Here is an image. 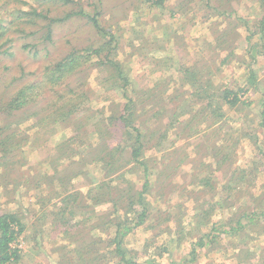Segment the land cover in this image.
I'll return each instance as SVG.
<instances>
[{"label": "rangeland", "instance_id": "rangeland-1", "mask_svg": "<svg viewBox=\"0 0 264 264\" xmlns=\"http://www.w3.org/2000/svg\"><path fill=\"white\" fill-rule=\"evenodd\" d=\"M234 1L166 0L162 6L147 0H75L67 6L55 1L51 16L61 17L67 12L72 16L55 23L45 37L46 28L35 31L42 20L32 19L34 9L41 11L37 0H0V7L5 2L11 12L3 14L0 8V24L6 28L0 37V214L15 212L24 217L25 230L17 239L22 249L19 264H63L61 251L80 247L82 241L87 244L83 251L86 261L101 259L106 252L104 264H128L126 259L133 264H257L251 260L261 256L258 264H264L261 218L256 220L255 233L248 230L245 221L240 222L242 233H228L232 219L264 210V126L258 115L259 101L264 97V41L252 33L264 15V0ZM231 6L234 15L227 16ZM30 7L28 23L11 21L20 16V10ZM79 10L89 17L75 16ZM92 16L97 27L88 20ZM231 26L237 27L233 40ZM100 27L103 31L96 29ZM225 28L229 30L222 36ZM102 38H108L112 46L117 41L116 57L131 79L125 90L137 107L136 122L142 133L153 134L142 138L148 142L142 156L155 159L154 165L161 170L147 174V178L141 169L139 174L129 172L125 176L135 192L142 189L145 179L149 181L148 191L141 193L151 205L145 221L123 238L124 259L110 253L115 244L104 247L114 237L116 227L104 225L101 219L94 222L95 215L109 208L106 203L92 206L91 195L103 176L101 163H81L78 171L81 167L82 171H74L85 157H94L102 139L96 133L100 119L118 112L119 105L128 99L122 97L124 89L112 88V79H106L111 71L91 66L83 86L90 102L82 104L71 119L53 123L40 136H34L31 128L37 120L32 113L53 98L49 90L33 95L34 100L25 108L11 112L1 109L21 86L40 79L46 67L70 51L99 46ZM188 69L203 80L209 79L205 82L211 89L232 88L250 104L243 109L224 105V120L213 124L211 119H202L198 111L206 101L193 99L194 87L186 79ZM84 74L64 77L60 88L68 83L78 86ZM153 92L155 95L148 99ZM153 106L159 108L158 122L148 120ZM167 106H174L175 114L164 112ZM168 120L176 122L175 127H168ZM162 125L168 128L161 131ZM193 130H205L208 136L203 138ZM69 136L74 143L67 142ZM108 142L116 144L115 139ZM157 142L160 144L152 149L150 146ZM71 150L78 152L73 161L79 163L58 172L59 165L69 163L66 158ZM74 172L77 174L71 178ZM77 192L75 203L81 206L70 216L68 226L58 227L53 219L62 211L60 202ZM215 201L218 203L200 216L201 208ZM133 216L129 213V218ZM85 221L101 222L91 230L86 226L83 236L75 235V226ZM246 232H250L248 237L243 235ZM91 238L99 240L98 245L93 247L88 242ZM248 247L255 252L252 257L248 255L251 252L240 251Z\"/></svg>", "mask_w": 264, "mask_h": 264}, {"label": "trees", "instance_id": "trees-1", "mask_svg": "<svg viewBox=\"0 0 264 264\" xmlns=\"http://www.w3.org/2000/svg\"><path fill=\"white\" fill-rule=\"evenodd\" d=\"M37 1V7H40L41 11H37L36 9H34V15L32 14V19H34V21H39L40 19L42 20V22H39L40 24H38V27L35 28V31L38 32V30L46 28L47 33L45 34V37H48L49 34L52 32L53 25L55 23L65 21L67 19L66 17L70 18L72 16V14H69V12H67L64 16L55 17L51 16L49 12L51 11L50 7L52 3H54L55 1L67 6L68 4H73L75 0ZM147 1H150L152 3L151 5L154 4L162 6L163 4H165L164 2L166 0ZM234 2V0H231V3ZM6 6L7 5L5 2L1 4V7H3L2 13L9 15L11 12L9 10H6ZM232 7L233 6H231V10L227 14V16L234 15L233 13L235 12V10ZM31 10L32 7L20 10V16L17 15L15 17V20L11 18V21H16V24L28 23ZM85 13L86 12L79 10L75 13V16L82 15V17H89V15ZM170 16L173 17L174 14L172 13L170 14ZM43 19L46 21V24L43 23ZM88 20H91L90 22L97 27V20L94 18V16L90 17V19ZM256 23L257 28L252 33L257 34L262 39V41H264V15ZM236 28L237 27L235 26H231L232 40L236 38ZM96 29L98 31H103L101 27ZM227 30L229 29L225 28V31L222 33V36L224 35V33H226ZM5 31L6 28H3V26L0 24V37L5 34ZM249 37L250 36H248L247 38ZM108 38H102V41L100 42L101 44L99 46L91 45L83 48L82 50L80 49L81 51L75 50L66 53L60 61L51 64V66L49 67H46L45 72L40 79H38L34 83H28L21 86V88H19L18 91L14 94V96L10 98V100L5 104V106H1V109L6 110L7 112H11L18 110L21 107L25 108L29 105L31 101L34 100L33 95L37 96L43 93L44 91L49 90L51 93H53V98L48 101H45L44 104L39 107V110H35L36 112L32 113L35 114L34 116H37V120L31 128L33 129V132L35 134L34 136H40L42 134L39 133H43L47 131L50 127H53V123L62 121L63 119H71L74 114H76L80 110V106L82 104H84L85 102H90V99H88L87 96V89H84L83 86H85V79H87L88 77L87 74L89 73V68L91 66H95V68L99 69L100 71H104V69H109V71L111 72L108 73L106 79H112V88L124 89L122 97L126 98V96L128 95L126 94L127 91L125 90V85L129 84L131 82V79L130 76L127 75L128 73L124 72L123 67L121 65V61H119L116 57L117 41H115L114 45L112 46L110 45L111 41L109 42ZM113 40H115V37H113ZM231 54H233L232 50ZM255 57L256 56H253L252 59H255ZM178 70L180 73L181 69ZM83 71L86 74L83 75V82L79 83L78 86H72L70 83H68V85H65L63 86V88H60L61 82L63 81L64 77H67L68 75L72 74H81ZM185 73L186 79L189 78V83H192L194 87V93L192 96L195 97L193 99L199 100V102L201 103L202 101H206L205 107L201 108L198 111V114L201 115V118L204 120L211 119L212 124L224 120L223 118H225V111H223L222 108L224 107V105L229 106L228 108L235 107L236 109H243L250 104L249 102L245 103L243 100H241V97L238 95L237 90H234L232 88H224L217 89V91H215V89H211V87H208V82H205L209 79L203 80L201 76H195V72L192 69L186 70ZM181 77L179 76L178 78L181 79ZM192 81H195V83H197V87ZM154 95V92L149 94L148 99L152 98ZM76 98H79V102H74ZM215 100L219 104L217 107L215 105ZM259 102L260 103L258 115L260 117L261 125L264 126V97H262ZM64 106L65 109L60 112L59 109L64 108ZM119 106L120 110L118 112H111V115L100 119L101 126L96 129V133L101 135L102 139L98 143V148L95 149L94 157H85V159H83V161H81L80 163L75 162L73 161V159H76V157L78 156V152L71 150L70 155L66 158L69 160V163L64 165L62 164L59 166L56 165L55 173L57 166V170L59 172V169L61 168L63 170L67 168L69 169L71 165L79 163L77 165V169L74 171L80 172L82 171V167L79 171L78 168L80 167L81 163H101L100 167L103 171V176H101L102 179L95 186L96 192L91 195L93 197L92 206L94 207L96 205L106 203L109 205V208L106 210L105 213L95 215V218L97 219L94 220V222L101 219L104 225L109 224L114 225L116 227L114 237L111 241L106 243L108 245L104 247L106 249L111 244H115L114 250L110 251V253H112L114 257L119 256L121 257V259H124L125 251L122 250L121 246L123 243V238L131 229L135 228L138 225H141L145 221V218L147 217L149 212L148 207L150 208L151 205L150 201L146 200V198H144L143 194L141 193L142 191H148L149 181L145 179L142 185V189L138 192H135V189L132 185H130V181L125 176H127L129 172H137L139 174V172L142 170L143 174L147 178V174L149 175L150 173H153V171L158 172L161 170L160 168L157 169L154 165L157 164L155 159L146 158L142 156V151L145 148L144 146L148 143L142 138H145L147 135L153 134H150L147 131H143V133L142 131H140V126L136 122L137 116H134V112L137 107L133 103V98L128 96V99L124 103L122 102ZM208 108H210L209 111H205ZM175 110L176 108L174 106H167V108H164L163 111L167 114L168 111L170 113L174 112L175 114ZM149 111H151V113L148 116V120L154 119L156 122H158L160 119L159 108L153 106ZM179 115L181 114H177V117ZM77 122L80 124V119H78ZM175 123L176 122L171 123V121L168 120V127H175ZM159 125L161 124L159 123ZM168 127L166 125H162L161 131L166 130ZM193 131L194 133L204 135L203 138L208 136V132H205V130L202 133V130ZM114 132H117L116 136L114 135ZM108 136V141H113L115 139V145L107 141ZM162 136H166V133L162 134ZM29 139L30 137H25V140L28 141ZM73 140L74 138L69 136L67 142L74 143L72 142ZM123 141L124 144L126 142V145L123 144L121 147ZM237 141L239 140L236 139V142ZM159 144L160 142H157L156 144H152L150 147L152 149H155L154 146ZM213 149H215V147H213ZM261 150L263 151V153H261L264 160V148H262ZM129 163H132V165L128 167L127 164ZM12 171L14 172V170ZM77 172H74V174H70V177L73 178L77 174ZM60 177L62 178V176ZM125 183H127L128 185H125ZM118 186L122 188H119ZM65 189L69 190L68 184H65ZM93 189L94 188H91L89 189V191H92ZM78 193L79 192L67 194L66 197H64V199L60 202L61 205H59L62 211L54 214L57 220H55V217L53 219V222H56V224L58 223V227L68 226L69 221L71 219L70 216L75 215V210L79 206H81V204L75 203L77 200L76 194ZM62 203H65V205L62 206ZM217 203L218 201H215L206 209L201 208L202 210L200 211V216H202V214H204L206 210H211L213 206ZM120 209H122L121 212L119 211ZM81 210L82 209H79V211ZM129 213L134 214L132 219L129 218ZM256 214H254V211L250 213L247 212L243 215L238 216L237 218L232 219L231 223H233L234 221V224L229 226L230 228L228 233H242L243 230L240 222L243 221H245L244 223L248 227V230L251 231V233L257 232L258 228L255 227L258 225V222L256 220H260L261 218V220L264 221V210ZM22 218L24 217L19 216L15 212H2L0 214V264L20 263V260L22 258V249L19 244L20 242H18L17 239L25 230V224L23 222L24 220ZM104 220L106 221L104 222ZM100 222L91 224L86 223V221L81 222L77 224V226H75L76 232L74 231V233L75 235H80L81 233V236H83L85 234L84 229L86 226H88V228L91 230L95 226L99 225ZM76 227H78L77 230ZM259 230L261 231L260 233L264 232V228H259ZM223 232H227V230H223ZM243 235H246V237H248L247 235H250V232H246ZM88 242H91L92 246L95 247V244L98 245L99 240L91 238L90 240H88ZM202 244V240L199 241V245ZM80 245L82 246L76 247L74 249H63L59 257L61 259V263L86 264V262H88V264H104L106 252H103L101 254L103 255V257L101 258L103 260L98 257H94L93 259H88L89 261H86L87 258L85 252L83 251H85V249L87 248V244H84V241H82ZM240 251H243V254H248L251 252V254H248L250 257H252L253 253H255L254 251L252 252L249 247L246 249H241ZM67 252H69L68 256ZM261 258H256V260L252 259L251 261L252 263L254 261H257L258 264V261H260ZM126 262L128 264L135 263L128 259H126Z\"/></svg>", "mask_w": 264, "mask_h": 264}]
</instances>
